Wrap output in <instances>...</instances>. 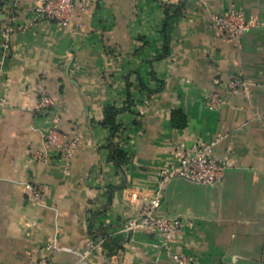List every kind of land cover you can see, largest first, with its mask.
<instances>
[{
  "label": "crops",
  "instance_id": "obj_1",
  "mask_svg": "<svg viewBox=\"0 0 264 264\" xmlns=\"http://www.w3.org/2000/svg\"><path fill=\"white\" fill-rule=\"evenodd\" d=\"M32 5L0 0V28L12 12L27 26L0 57V264H34L51 240L54 264H174L156 235L121 231L156 192L160 212L184 221L174 250L195 264H264V0H93L68 28L35 20ZM232 9L249 24L236 42L210 18ZM236 75L247 86L232 95L223 84ZM212 89L227 99L218 111L204 105ZM42 90L80 139L67 162L63 150L32 160ZM107 106L122 109L115 134ZM217 138L213 156L230 163L218 186L162 181ZM29 180L48 187L41 206L26 198Z\"/></svg>",
  "mask_w": 264,
  "mask_h": 264
},
{
  "label": "built area",
  "instance_id": "obj_2",
  "mask_svg": "<svg viewBox=\"0 0 264 264\" xmlns=\"http://www.w3.org/2000/svg\"><path fill=\"white\" fill-rule=\"evenodd\" d=\"M93 0H33L31 12L35 20H48L61 27L68 28L74 18L75 7L80 3L82 11L92 5ZM211 22L219 30L227 41L236 42L248 31L249 24L244 15L236 10L224 13H212ZM0 28V57L5 60L10 55L11 41L15 33L27 28L18 22L16 13L12 12L1 21ZM78 30H82L80 23L75 24ZM247 83L241 75H236L223 84L224 90L232 95H238L246 91ZM225 94L218 90H210L204 97V105L209 111H218L226 105ZM34 122L32 130L39 132L42 149L32 155V160L46 162L51 152L64 151V159L67 162L71 158L74 149L78 146L79 137L65 133L58 121L60 118L59 106L54 95L48 90H42L39 94L37 105L34 109ZM220 141L214 139L210 143L195 145L191 153L182 154L178 158V165L168 171H162V181L173 177H183L201 186H218L224 179L230 163L216 159L213 149ZM26 198L34 205L41 206L44 202L48 187L35 180L24 183ZM161 199L156 192L143 204L137 217L122 225L121 231L145 230L156 235L162 248L169 253V258L174 264H195L185 254L174 250L173 241L184 226L180 217H170L160 212ZM89 245L83 253L86 257L90 253ZM58 250L55 240L47 242L44 246V255L34 264H54L53 253Z\"/></svg>",
  "mask_w": 264,
  "mask_h": 264
},
{
  "label": "trees",
  "instance_id": "obj_3",
  "mask_svg": "<svg viewBox=\"0 0 264 264\" xmlns=\"http://www.w3.org/2000/svg\"><path fill=\"white\" fill-rule=\"evenodd\" d=\"M121 111L122 109H117L111 106H107L104 110V120L102 122V125L104 127H107L110 131H112V134H115V132L118 129V125L116 123V117ZM111 154H112V159L114 160L117 166H120L121 164L125 163L128 160V156L124 151L120 149H116L112 146H111Z\"/></svg>",
  "mask_w": 264,
  "mask_h": 264
},
{
  "label": "water",
  "instance_id": "obj_4",
  "mask_svg": "<svg viewBox=\"0 0 264 264\" xmlns=\"http://www.w3.org/2000/svg\"><path fill=\"white\" fill-rule=\"evenodd\" d=\"M174 178V177H173ZM180 178H183V177H180ZM183 179H186V178H183ZM186 180H188V179H186ZM188 181H190V182H193V181H191V180H188ZM193 183H195V182H193ZM196 184V183H195ZM198 185V184H197ZM171 217V216H170Z\"/></svg>",
  "mask_w": 264,
  "mask_h": 264
}]
</instances>
